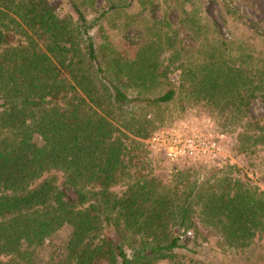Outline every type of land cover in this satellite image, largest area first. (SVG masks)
<instances>
[{
  "label": "trees",
  "instance_id": "16d2710c",
  "mask_svg": "<svg viewBox=\"0 0 264 264\" xmlns=\"http://www.w3.org/2000/svg\"><path fill=\"white\" fill-rule=\"evenodd\" d=\"M72 10L74 20L60 19L47 0H0V264H56L35 258L64 227L59 264H175L189 248L172 228L196 229L195 211L232 254L245 252L264 233V194L232 180L231 168L197 185L189 162L173 164L167 184L139 166V140L157 119L132 104L160 106L176 91L129 98L97 50L93 24ZM200 31H192L197 58L182 44L173 51L190 82L188 103L229 110L234 124L250 100L264 104V34L228 30L219 43ZM142 51L127 74L144 84L159 49L152 41ZM253 127L263 139L264 125Z\"/></svg>",
  "mask_w": 264,
  "mask_h": 264
},
{
  "label": "rangeland",
  "instance_id": "374dc122",
  "mask_svg": "<svg viewBox=\"0 0 264 264\" xmlns=\"http://www.w3.org/2000/svg\"><path fill=\"white\" fill-rule=\"evenodd\" d=\"M47 1L58 18L74 20L72 6L75 5L93 24L90 34L97 50L105 55L110 72H123L119 76L113 74L112 79L121 84L129 98H154L169 88L176 91L173 101L160 106L139 101L132 104L139 114L157 119L150 137L139 140L145 150L140 153L139 162L142 163L139 166L146 167L151 175L167 184L176 172L172 169L173 164L189 162L197 185L216 171L231 168L232 180L264 194V143H260L264 138L258 137V129L248 128L251 122L264 125V104L258 98L250 100L243 118L232 124L228 120L233 117L229 110L219 112L203 100L192 99V104L188 103L186 92L190 82H182L180 71L185 67L181 68V63L173 57L179 44L184 46L188 56L198 57L192 35L196 28L201 30V39L219 43L230 40L228 30L240 38L244 27L252 29L256 35H263L264 0ZM152 41L159 49L158 55H154L158 64L153 79L142 84L137 73L127 72L134 69L131 61L140 53L144 55L142 48ZM168 41L172 44L168 45ZM114 62L118 63L117 67ZM174 139L181 142L174 145ZM185 140L192 142L191 155L177 153L186 146ZM67 192L73 197L70 191ZM192 222L196 229L172 228L181 243L189 248V251L178 253L175 264H264V233L245 252L232 254V249L226 247L214 228L202 225L197 211ZM69 234L68 227L61 229L35 259L59 264Z\"/></svg>",
  "mask_w": 264,
  "mask_h": 264
},
{
  "label": "built area",
  "instance_id": "2783aa9c",
  "mask_svg": "<svg viewBox=\"0 0 264 264\" xmlns=\"http://www.w3.org/2000/svg\"><path fill=\"white\" fill-rule=\"evenodd\" d=\"M181 141H179L178 139H174V145L179 144ZM184 145H186L183 150L177 151V153L179 154L180 152H182L184 155L185 154H193V151L189 150V148L192 146V142L191 140H185ZM187 147V148H186ZM214 147V146H211ZM189 234V232H186V235Z\"/></svg>",
  "mask_w": 264,
  "mask_h": 264
}]
</instances>
